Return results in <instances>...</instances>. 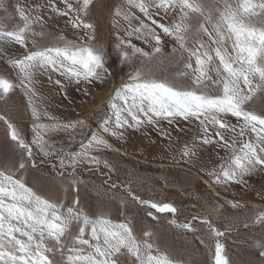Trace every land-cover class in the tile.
Wrapping results in <instances>:
<instances>
[{"label": "snow or ice", "instance_id": "6c2138e0", "mask_svg": "<svg viewBox=\"0 0 264 264\" xmlns=\"http://www.w3.org/2000/svg\"><path fill=\"white\" fill-rule=\"evenodd\" d=\"M98 2L17 0L9 5L0 0V61L8 70L0 73V101L21 90L33 120L29 141L0 113L16 152L14 161L0 164V264H183L160 247L152 230L137 233L131 218L115 220L107 211L90 213L80 206L85 186L80 172L115 171L104 154L120 151L111 138L122 140L128 129L153 128L173 151L179 140L172 132L191 131L176 162L191 165L207 148L219 150L218 163L201 169L210 188L243 185L246 178L264 173V106L256 107L257 101L264 105V0H113L111 46L97 35L93 12ZM57 17L73 30V38L52 30L49 21ZM169 44L172 71L161 77L157 69ZM12 48L22 51L13 55ZM110 48L129 71L99 108L95 130L88 119L61 121L51 115L44 107L40 77L65 95L70 85H84L90 95L88 86L112 76ZM78 131L83 138L75 150L52 139L66 133L71 141ZM34 149L44 158L40 164L52 161L62 197L29 184L27 173L39 168ZM103 186L120 187L108 180ZM124 187L126 198L144 208L148 218L169 213L174 228L193 235L203 231L197 239L209 248L212 264H232L222 242L230 232L240 226L264 230V207L228 200L230 208L251 215L217 226L214 217L223 218L225 205L212 204L181 222L173 203L142 198L130 184ZM69 191L74 193L70 202ZM259 195L264 200V190ZM120 204L126 206L125 198ZM250 247L264 264V234L254 236Z\"/></svg>", "mask_w": 264, "mask_h": 264}, {"label": "rangeland", "instance_id": "374dc122", "mask_svg": "<svg viewBox=\"0 0 264 264\" xmlns=\"http://www.w3.org/2000/svg\"><path fill=\"white\" fill-rule=\"evenodd\" d=\"M6 2L12 5L17 0H6ZM28 2L30 3L32 0H28ZM112 3L113 0H99L93 12V18L97 23V35L107 46H111L113 40V29L110 26L109 13ZM9 10L12 11L11 7ZM49 23L54 32H62L70 39L74 37L73 30L66 26V21L63 18L57 17ZM136 43L144 46L141 42ZM170 48L171 45L169 44L165 49L164 64L157 69V75L161 77L168 76L172 71L168 66L167 59ZM10 51L13 55H17L22 50L12 48ZM110 51L108 64L112 76L104 84H97L94 87L88 86L91 92L90 95L85 94L84 85L79 88L70 85L66 90L67 95H65L46 77H40L39 88L43 96L44 107L51 115L61 121L88 119L92 130H95L96 121H98L100 115L99 108L113 89L120 84L116 70L129 71L127 66L122 68L117 62L116 52L111 48ZM0 73L8 74V70L2 61H0ZM262 106L264 105L257 101L256 107L260 108ZM0 113L6 114L23 131L25 138L30 141L33 120L27 107V99L21 90H17L7 102L0 101ZM42 122L48 123L46 119ZM184 127L190 126L184 125ZM169 130L171 131V129ZM172 135L179 140V143L174 145L176 151L170 149L168 141L158 131L150 127L140 131L128 129L122 140L111 138L113 146L119 148L120 151L118 153H105L104 158L108 159L116 170L109 173L108 170L103 168L95 172L83 169L80 176L85 181V186H81L80 206L90 213L107 211L115 220H123L125 216L131 218L137 233L142 228L152 230L160 247L183 264H212V254L209 248L202 245L197 239V235L204 234L203 231L193 235L174 228L168 223L172 218L169 213L157 214L159 216L158 220L148 218L145 215L144 208L126 198L124 186L130 184L132 190L142 198L173 203L180 210L176 215V219L181 222L190 220L193 215L205 213L212 204H224L223 218L214 217L217 226L223 227L229 225L228 218L251 215V212L242 215V209L230 208L225 203L228 201L227 199L249 197L258 199L259 204H253L248 199L237 202L249 204L252 207H264V200L257 194L264 190V173L257 172L253 174L246 178V183L243 185H229L227 188L213 185L210 188L209 184L206 183L207 181L210 183V180L201 169L210 168L218 163L216 151L219 150L214 151L212 148H207L201 152L199 159L191 165L176 162L174 157L178 156L181 144L190 139L192 132L190 131L185 135L173 131ZM82 138L83 136L79 131L71 141H69L66 133H58L52 137L58 146L64 147L66 150L77 149ZM33 151L39 168L30 170L27 173L26 178L29 184L54 198L62 197L64 194L61 189V180L57 175V170L51 167L52 161L40 164V161L44 158L36 149ZM15 159L14 145L10 143L5 135V125H0V164L12 162ZM105 180H108L109 185L115 182L120 187L118 189H111L108 186L101 187ZM256 183H258L260 189L257 193L254 191ZM216 193H219V196ZM73 198L74 193L69 191L68 201L70 202ZM121 198H125L126 206L120 204ZM261 234H264V230L255 228L246 230L240 226L238 231H232L222 238L232 264H259L257 250L250 247V242L254 236L258 237ZM208 243L211 244V241Z\"/></svg>", "mask_w": 264, "mask_h": 264}, {"label": "crops", "instance_id": "0c3cea01", "mask_svg": "<svg viewBox=\"0 0 264 264\" xmlns=\"http://www.w3.org/2000/svg\"><path fill=\"white\" fill-rule=\"evenodd\" d=\"M2 122H0V125L1 126H4V124L2 125L1 124ZM2 128V127H1ZM204 180L205 181H207L206 180V178H204ZM207 184H209V182L207 181ZM212 188V187H211ZM260 191V189H259V187H258V183H256L255 184V188H254V191H255V193H257V191ZM257 194H259V193H257ZM256 195V194H255ZM227 199V198H226ZM243 199H248L249 201H251V203H255V204H259V200L258 199H252V198H249V197H243V198H239V199H227V200H234V201H241V200H243ZM247 205H249V204H247ZM250 207H252V206H250ZM245 213V211L242 209V215Z\"/></svg>", "mask_w": 264, "mask_h": 264}, {"label": "built area", "instance_id": "2783aa9c", "mask_svg": "<svg viewBox=\"0 0 264 264\" xmlns=\"http://www.w3.org/2000/svg\"><path fill=\"white\" fill-rule=\"evenodd\" d=\"M116 72H117V79L119 82H121V80H124L127 78V76H126L127 71H123L122 69H118V70H116Z\"/></svg>", "mask_w": 264, "mask_h": 264}]
</instances>
